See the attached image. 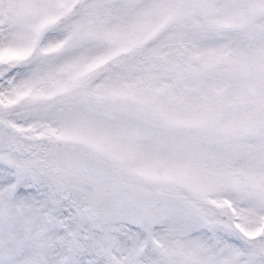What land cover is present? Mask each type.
Returning a JSON list of instances; mask_svg holds the SVG:
<instances>
[{
  "label": "snow or ice",
  "instance_id": "obj_1",
  "mask_svg": "<svg viewBox=\"0 0 264 264\" xmlns=\"http://www.w3.org/2000/svg\"><path fill=\"white\" fill-rule=\"evenodd\" d=\"M0 264H264V0H0Z\"/></svg>",
  "mask_w": 264,
  "mask_h": 264
}]
</instances>
